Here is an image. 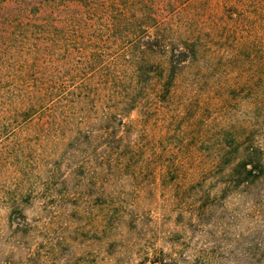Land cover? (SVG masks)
<instances>
[{
	"label": "rangeland",
	"instance_id": "obj_1",
	"mask_svg": "<svg viewBox=\"0 0 264 264\" xmlns=\"http://www.w3.org/2000/svg\"><path fill=\"white\" fill-rule=\"evenodd\" d=\"M162 7L160 20L210 45L200 60L213 67L201 62L199 76L196 63L185 67L174 87L178 95L185 89L184 96L168 109L157 107L152 85L145 97L154 110L143 113L146 105L138 104L115 130L128 151L77 142L64 147L62 132L41 128L36 118L11 120L0 108V264H138L145 251H171L170 233L191 236L192 247L204 243L206 230L219 235L213 218L195 233L184 224L195 203L187 188L208 156L203 159L192 141L175 149L161 140L176 118L186 135L252 127L264 158V0H166ZM84 53L73 52L76 63ZM237 87L244 93L235 98L229 92ZM201 114L206 119L193 127ZM170 155L177 173L166 177ZM244 199L240 213L249 205L250 197ZM15 205L28 225L17 230L22 218ZM263 225L240 214L228 232L233 238ZM185 254L193 255V248Z\"/></svg>",
	"mask_w": 264,
	"mask_h": 264
},
{
	"label": "trees",
	"instance_id": "obj_2",
	"mask_svg": "<svg viewBox=\"0 0 264 264\" xmlns=\"http://www.w3.org/2000/svg\"><path fill=\"white\" fill-rule=\"evenodd\" d=\"M165 2L0 0V108L11 120L36 118L42 121L41 128L62 132L64 147L77 142L95 150L101 144L117 153L128 151V143L115 130L123 128V114L138 104L146 105L143 113L154 110L145 97L152 85L157 107L168 109L184 96L185 89L178 95L174 87L185 67L196 63L193 74L198 76L201 62L205 69L213 67L200 60L203 48L210 45L186 34L182 26L160 20ZM73 52L86 56L78 57L76 63ZM243 93L240 87L229 92L235 98ZM194 107H200L199 103ZM205 119L201 114L193 127ZM180 122L176 118L170 123L161 142L177 149L190 148L192 141L203 159L208 156L206 166L187 188L195 203L188 207L191 221L185 227L195 233L200 223L213 218L219 235L206 230L204 243L192 247L191 236L170 233L171 251L148 246L151 253L145 251L138 264L260 262L264 225L233 238L228 232L240 214L252 222L264 221V158L254 138L256 129L228 125L203 137L186 135ZM166 164V177L177 173L172 157ZM232 196L238 203L228 199ZM246 197H250L249 205L240 213ZM18 207L13 212L22 221L15 224L16 230L28 226ZM191 248L193 255H186Z\"/></svg>",
	"mask_w": 264,
	"mask_h": 264
}]
</instances>
